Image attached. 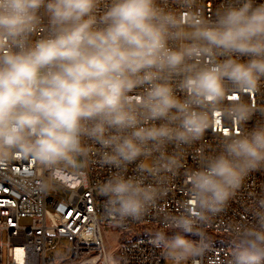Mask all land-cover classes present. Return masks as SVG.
<instances>
[{
	"label": "clouds",
	"instance_id": "clouds-1",
	"mask_svg": "<svg viewBox=\"0 0 264 264\" xmlns=\"http://www.w3.org/2000/svg\"><path fill=\"white\" fill-rule=\"evenodd\" d=\"M172 2L0 0V169L95 158L109 169L98 195L120 225L142 219L194 156L186 211L150 243L171 264H196L208 248L200 222L264 172V105L250 102L264 95V0H220L212 20L198 0ZM222 120L232 127L206 151ZM253 217L231 229L229 264H264V196Z\"/></svg>",
	"mask_w": 264,
	"mask_h": 264
},
{
	"label": "built area",
	"instance_id": "built-area-1",
	"mask_svg": "<svg viewBox=\"0 0 264 264\" xmlns=\"http://www.w3.org/2000/svg\"><path fill=\"white\" fill-rule=\"evenodd\" d=\"M169 4L177 8L172 0ZM219 4L220 0H198L197 6L212 20ZM250 102L264 105V95H254ZM231 127L226 120L219 126L213 124L205 134L206 151L215 149L221 134ZM184 164L169 173L159 198L142 219L117 225L105 212L106 198L98 195V186L108 179L109 169L95 158L73 172L41 170L30 160L14 159L7 169H0V264H162L165 253L150 239L157 231H168L169 216L186 211L189 186L185 177L188 169L196 167L195 157H186ZM129 167L131 175L135 165ZM262 196L264 172L252 173L222 212L200 222L208 248L196 258V264H229L231 229L255 224L253 210ZM23 220L29 223L23 224ZM108 236L115 243L111 245ZM186 238L200 240L197 236ZM61 241L66 242L63 251L49 254Z\"/></svg>",
	"mask_w": 264,
	"mask_h": 264
},
{
	"label": "rangeland",
	"instance_id": "rangeland-1",
	"mask_svg": "<svg viewBox=\"0 0 264 264\" xmlns=\"http://www.w3.org/2000/svg\"><path fill=\"white\" fill-rule=\"evenodd\" d=\"M63 170H66L68 172H73L74 169L72 168H62ZM69 181H72L69 179ZM23 224H28L29 221L28 220H23L22 221ZM107 240L111 243V245L114 242V238L111 237V236H108L107 237ZM66 246V242L65 241H61V243L59 244V248H56V249H53L51 251H49V254H52V255H59L62 251H63V248ZM162 264H171V262L169 260H167L166 258H164L163 260V263ZM186 264H190V260L186 262Z\"/></svg>",
	"mask_w": 264,
	"mask_h": 264
}]
</instances>
